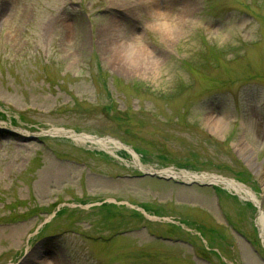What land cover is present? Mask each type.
Wrapping results in <instances>:
<instances>
[{
    "label": "rangeland",
    "instance_id": "374dc122",
    "mask_svg": "<svg viewBox=\"0 0 264 264\" xmlns=\"http://www.w3.org/2000/svg\"><path fill=\"white\" fill-rule=\"evenodd\" d=\"M48 260L264 264V0H0V264Z\"/></svg>",
    "mask_w": 264,
    "mask_h": 264
},
{
    "label": "bare ground",
    "instance_id": "6f19581e",
    "mask_svg": "<svg viewBox=\"0 0 264 264\" xmlns=\"http://www.w3.org/2000/svg\"><path fill=\"white\" fill-rule=\"evenodd\" d=\"M156 11L159 12V10H156ZM158 31L161 32V34H163L164 36L168 35L167 31L165 30V28L163 26L159 27ZM110 43H111L110 41H107V43H106L107 46H110ZM62 133H63V137H66V138L70 137L74 140H81L82 142H85V143L88 142L91 144L92 143L98 144V145L105 147V148H109V147H107V145H113L114 147L125 149L128 153L131 154L132 157H134V159L136 158L135 153L130 148L124 147L121 143H119L118 141L113 140L111 138L97 139V138L91 137L90 135L74 134L71 131H66V132H62ZM138 165L139 164L136 162V166H138ZM163 174H165L166 176H171L172 178H181V179H189V180H191V179L192 180H202L205 178L203 175L202 176H196V175L193 176V175H190L189 173L184 174V175H179V174L174 173L172 171H164ZM206 178L209 180V182H211L213 184L222 185L223 187H225L229 191L233 192L235 195L239 196L242 199L251 200L255 204L257 202L256 198L249 191H247L241 184L235 182L234 180L226 179V178H217V177H206ZM48 258H49V260L51 259L50 256ZM49 260L48 261H42V264H50Z\"/></svg>",
    "mask_w": 264,
    "mask_h": 264
},
{
    "label": "trees",
    "instance_id": "16d2710c",
    "mask_svg": "<svg viewBox=\"0 0 264 264\" xmlns=\"http://www.w3.org/2000/svg\"><path fill=\"white\" fill-rule=\"evenodd\" d=\"M209 49H213L214 51L218 52L221 56L224 55V51L217 49L215 47H210L208 46ZM225 172H230L231 177H233L235 180L240 181L242 183H244L245 185H248L250 187H254L255 182L253 181V177L251 176V174L249 172H247L245 169L241 168V167H237L235 169L230 168L229 166H227V168L225 170H223V173L225 174ZM66 209H60L55 215H62L64 213ZM134 216L140 217L142 218V216L138 213V212H134ZM214 247V246H212Z\"/></svg>",
    "mask_w": 264,
    "mask_h": 264
},
{
    "label": "water",
    "instance_id": "95a60500",
    "mask_svg": "<svg viewBox=\"0 0 264 264\" xmlns=\"http://www.w3.org/2000/svg\"><path fill=\"white\" fill-rule=\"evenodd\" d=\"M152 175H156V174H152Z\"/></svg>",
    "mask_w": 264,
    "mask_h": 264
}]
</instances>
